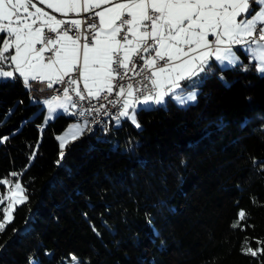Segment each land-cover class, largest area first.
<instances>
[{"label": "trees", "instance_id": "obj_1", "mask_svg": "<svg viewBox=\"0 0 264 264\" xmlns=\"http://www.w3.org/2000/svg\"><path fill=\"white\" fill-rule=\"evenodd\" d=\"M28 92L0 80V178L28 197L0 232V264L70 253L84 264H264L247 252L264 249V76L216 65L195 102L139 110L140 128L110 120L63 158L57 135L74 117L45 121Z\"/></svg>", "mask_w": 264, "mask_h": 264}, {"label": "snow or ice", "instance_id": "obj_2", "mask_svg": "<svg viewBox=\"0 0 264 264\" xmlns=\"http://www.w3.org/2000/svg\"><path fill=\"white\" fill-rule=\"evenodd\" d=\"M38 2L65 18L58 19L37 7L34 0H0V79L19 80L32 99L35 97L31 93L41 94L46 89L30 81L47 80L48 88L54 83L67 85L56 89L63 93L65 101L71 102L70 89L79 101L89 102V111L107 107L100 104L97 108L91 104L93 99L107 100L114 108L120 106L117 113L110 115L117 126L123 117L140 128L137 112L166 104V97L181 107L195 102L199 86L214 73L216 65L222 70L254 69L264 76V0ZM81 12L90 15L83 20L69 15L79 16ZM236 46L250 53L249 63L241 60L237 54L240 48ZM135 77L140 79L134 84ZM220 79H224L223 75ZM181 81L187 83L181 84ZM110 96L113 98L109 99ZM59 101L60 97L53 95L44 103L49 112L55 113L57 107L67 112L65 104ZM77 106L72 102L73 108ZM76 129L78 133L83 132L79 125ZM7 139L0 137V140ZM59 147L63 158L65 141ZM127 150H133L131 144ZM9 175L15 177L21 173ZM0 185L10 186L7 194L0 193V205L8 201L0 208L3 213L0 232H3L14 220L15 206L25 203L28 197L23 195L26 189L19 181L0 178ZM245 215L243 210L238 213L241 219ZM247 252L256 256L264 249L249 247ZM68 259L71 264H84L71 253ZM29 264H39V261L30 257Z\"/></svg>", "mask_w": 264, "mask_h": 264}, {"label": "built area", "instance_id": "obj_3", "mask_svg": "<svg viewBox=\"0 0 264 264\" xmlns=\"http://www.w3.org/2000/svg\"><path fill=\"white\" fill-rule=\"evenodd\" d=\"M90 15V13H84L81 12L79 13V19H84L86 16ZM65 17H59V19H64ZM39 47V45L37 46ZM45 56H48L49 53H45ZM67 79V78H66ZM140 77H135L134 80L132 81L135 84L136 80H139ZM30 83L34 84L36 87L38 88H45L46 91L44 93L38 94L40 95L43 99L45 98H51L53 95L56 96H61L63 93L60 91H56V89H60L62 87H66L67 85H61L58 83H54L52 88H48V82L47 81H43V82H36V81H30ZM123 83H127V81H123ZM81 89L83 90V86L81 84ZM69 95L71 96V103L72 102H76L78 104V106L76 108H73V111H89V102L87 100L85 101H79V98L76 97L75 93L71 91V89L69 90ZM137 96L141 95V93H136ZM113 97H109V99H112ZM91 104L95 105L97 108H100V104H105L107 105L106 108H101L99 111H89V119H73L76 120L78 122H85L86 123V131L89 127L90 123H93L95 121H102L103 122V130H105V125L108 124V122L111 120L110 119V115L111 113H117L119 111V105H117V107H113L111 104L107 103V100H95L93 99L91 101ZM108 113V115H106L105 113Z\"/></svg>", "mask_w": 264, "mask_h": 264}, {"label": "rangeland", "instance_id": "obj_4", "mask_svg": "<svg viewBox=\"0 0 264 264\" xmlns=\"http://www.w3.org/2000/svg\"><path fill=\"white\" fill-rule=\"evenodd\" d=\"M30 10H33V9H30ZM34 11V10H33ZM4 23H6V21L4 22ZM1 80V79H0ZM179 89H176V93H179ZM29 93V92H28ZM60 97V101H59V103H64L65 104V107L67 108V112H65V109L64 108H60V107H57L56 108V112L55 113H52V112H49V110H48V106H47V104L46 103H44V100L45 99H50V98H45V99H41L39 102H40V104H41V107H43L44 109H45V113H44V120L45 121H48V120H50V119H48V117H51V119L54 117V116H56L57 114H59V113H64V114H66V115H71V116H73V107H72V103L71 102H67V101H65V99H64V96H63V94L61 95V96H59ZM36 99V98H35ZM166 100L168 99V97H166L165 98ZM173 101V100H172ZM175 104H177L175 101H173ZM131 111V110H130ZM121 118H123V117H121ZM115 123V122H114ZM77 125H79L81 128H83V132L82 133H78L77 132V129H76V126ZM101 127H103V126H101ZM86 131V123L85 122H78V121H76V120H72L71 122H69V124L57 135V140H58V142H59V145H60V143H61V141L63 140V141H65V146L67 145V144H69L70 142H72V141H74V140H76L80 135H82L84 132ZM76 137L75 139L73 138V137ZM58 137L60 138V139H58ZM64 150H65V147H64V149H63V152H64ZM60 152H61V149H60V151H59V155H60ZM10 190V186H8V190L4 193V194H7L8 193V191ZM24 195V194H23ZM7 200H6V204H7ZM6 204H5V206H6ZM34 260H36L37 261V259L36 258H34V257H32ZM66 263L67 264H71V261L70 260H67L66 261ZM26 264H29V262L28 263H26Z\"/></svg>", "mask_w": 264, "mask_h": 264}, {"label": "bare ground", "instance_id": "obj_5", "mask_svg": "<svg viewBox=\"0 0 264 264\" xmlns=\"http://www.w3.org/2000/svg\"><path fill=\"white\" fill-rule=\"evenodd\" d=\"M31 96L35 97L38 100L43 99L40 95L35 94V92L31 93ZM81 112H83V115H80ZM73 117H74V119H89V111H73ZM101 126H103L102 121H95L93 123H90L89 127L87 129V132H91L95 129H99V128H101Z\"/></svg>", "mask_w": 264, "mask_h": 264}, {"label": "crops", "instance_id": "obj_6", "mask_svg": "<svg viewBox=\"0 0 264 264\" xmlns=\"http://www.w3.org/2000/svg\"><path fill=\"white\" fill-rule=\"evenodd\" d=\"M34 2L36 3L37 7H41L43 8L45 11L49 12L52 15H55L58 19L59 17H62L63 15L61 13L58 12H54L53 9L48 8L47 5H41L39 4L38 0H34ZM102 7H107V5H104ZM34 10V9H33ZM100 9H96V11H99ZM71 18H79V16H76V14H69ZM237 48H240L241 50H243V48H241V46H236ZM248 57L250 58V53H247ZM47 81V80H45ZM49 83V81H47ZM83 86V85H82ZM176 91V90H175ZM71 116V115H70Z\"/></svg>", "mask_w": 264, "mask_h": 264}]
</instances>
